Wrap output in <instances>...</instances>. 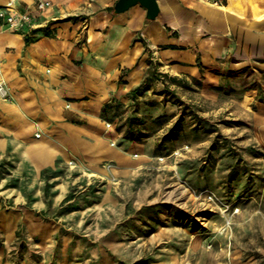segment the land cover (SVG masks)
I'll use <instances>...</instances> for the list:
<instances>
[{"label":"rangeland","instance_id":"rangeland-1","mask_svg":"<svg viewBox=\"0 0 264 264\" xmlns=\"http://www.w3.org/2000/svg\"><path fill=\"white\" fill-rule=\"evenodd\" d=\"M256 78L259 93L248 89ZM262 78L264 69L231 63L209 84L173 79L151 63L143 79L149 89L128 92L109 109L118 157H72L35 171L0 155L7 258L264 264Z\"/></svg>","mask_w":264,"mask_h":264},{"label":"crops","instance_id":"crops-1","mask_svg":"<svg viewBox=\"0 0 264 264\" xmlns=\"http://www.w3.org/2000/svg\"><path fill=\"white\" fill-rule=\"evenodd\" d=\"M37 1H49L43 10ZM116 0H0L31 15L13 30L0 21V155L35 171L58 160L91 163L119 156L110 107L144 79L153 63L176 79L219 80L224 65L264 69V0H157L154 19ZM259 12L255 14V10ZM84 14V21L73 18ZM149 64V65H148ZM0 224V231L4 229ZM8 241L0 240V264Z\"/></svg>","mask_w":264,"mask_h":264},{"label":"built area","instance_id":"built-area-1","mask_svg":"<svg viewBox=\"0 0 264 264\" xmlns=\"http://www.w3.org/2000/svg\"><path fill=\"white\" fill-rule=\"evenodd\" d=\"M50 5L49 1H37L36 7L39 10H43ZM0 21L13 30H19L32 22V17L29 13L24 11H18L11 8V4L5 7L0 6ZM0 97H7V89L5 84L0 81ZM110 126V123H107Z\"/></svg>","mask_w":264,"mask_h":264},{"label":"water","instance_id":"water-1","mask_svg":"<svg viewBox=\"0 0 264 264\" xmlns=\"http://www.w3.org/2000/svg\"><path fill=\"white\" fill-rule=\"evenodd\" d=\"M135 4H140L146 9V17L148 19H154L160 11L157 0H116L113 5L115 13H120Z\"/></svg>","mask_w":264,"mask_h":264},{"label":"trees","instance_id":"trees-1","mask_svg":"<svg viewBox=\"0 0 264 264\" xmlns=\"http://www.w3.org/2000/svg\"><path fill=\"white\" fill-rule=\"evenodd\" d=\"M109 10L111 11H114L113 9V6L112 7H109ZM149 65V64H148ZM157 78V77H156ZM173 79H176L175 77H173ZM264 79V78H262ZM262 82L261 79H254L251 84L248 86V89H254V90H257V93H259L262 89H261V86L258 85V83ZM264 84V83H262ZM260 88V89H258ZM149 89V84L144 82V80L138 85L136 86L135 88L131 89L129 92L131 94H140L142 91H145V90H148ZM260 90V91H259ZM260 101H264V97H261L259 99ZM108 105H112V103H108Z\"/></svg>","mask_w":264,"mask_h":264},{"label":"bare ground","instance_id":"bare-ground-1","mask_svg":"<svg viewBox=\"0 0 264 264\" xmlns=\"http://www.w3.org/2000/svg\"><path fill=\"white\" fill-rule=\"evenodd\" d=\"M254 12H255L256 15L259 13V12L257 11V8H256V10H255Z\"/></svg>","mask_w":264,"mask_h":264}]
</instances>
